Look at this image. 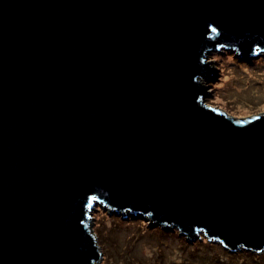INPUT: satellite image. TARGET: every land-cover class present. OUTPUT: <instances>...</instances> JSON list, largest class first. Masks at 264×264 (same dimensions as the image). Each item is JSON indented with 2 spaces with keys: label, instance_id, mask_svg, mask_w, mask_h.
I'll list each match as a JSON object with an SVG mask.
<instances>
[{
  "label": "water",
  "instance_id": "95a60500",
  "mask_svg": "<svg viewBox=\"0 0 264 264\" xmlns=\"http://www.w3.org/2000/svg\"><path fill=\"white\" fill-rule=\"evenodd\" d=\"M222 48L264 52V0H0V264H99L96 206L261 253L264 111L204 103Z\"/></svg>",
  "mask_w": 264,
  "mask_h": 264
},
{
  "label": "rangeland",
  "instance_id": "374dc122",
  "mask_svg": "<svg viewBox=\"0 0 264 264\" xmlns=\"http://www.w3.org/2000/svg\"><path fill=\"white\" fill-rule=\"evenodd\" d=\"M220 52L224 56L217 51L206 54L205 60L214 62L217 78L204 80L209 94L203 97L204 103L235 117L264 111V52L255 57H237L223 48ZM95 208L92 230L102 252L99 264H264V250L251 252L254 259L245 255L246 250L223 249L233 255L230 257L214 249L211 244L221 245L207 243L204 236L201 241L188 242L176 228L150 227L139 217L124 219L121 214L109 215L99 206Z\"/></svg>",
  "mask_w": 264,
  "mask_h": 264
},
{
  "label": "trees",
  "instance_id": "16d2710c",
  "mask_svg": "<svg viewBox=\"0 0 264 264\" xmlns=\"http://www.w3.org/2000/svg\"><path fill=\"white\" fill-rule=\"evenodd\" d=\"M197 243H199V242H197ZM195 245L197 246V244H195ZM211 246H212V247L215 246L214 249H216L217 251H220V252H222V253H226V254H227L228 256H230V257L233 256L232 254L226 252L227 250H223L224 248H223L222 246L214 245V244H211ZM198 248H199V247H198ZM202 251H203V250H202ZM196 254H197L198 256H202V254H201L200 251H197ZM245 255H249V257H252V258H254V259L256 258V256H255L253 253H251V252H247V253H245ZM193 257H194V256H193Z\"/></svg>",
  "mask_w": 264,
  "mask_h": 264
}]
</instances>
